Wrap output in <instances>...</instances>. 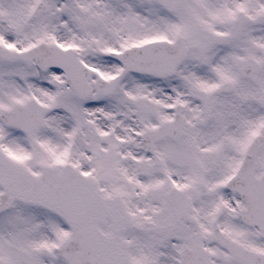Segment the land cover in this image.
Instances as JSON below:
<instances>
[{"label":"snow or ice","instance_id":"6c2138e0","mask_svg":"<svg viewBox=\"0 0 264 264\" xmlns=\"http://www.w3.org/2000/svg\"><path fill=\"white\" fill-rule=\"evenodd\" d=\"M0 264H264V0H0Z\"/></svg>","mask_w":264,"mask_h":264}]
</instances>
